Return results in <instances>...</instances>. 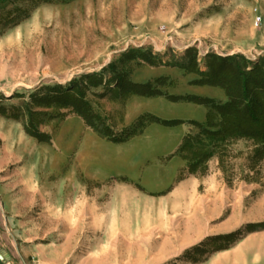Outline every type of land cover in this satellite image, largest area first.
Listing matches in <instances>:
<instances>
[{"label": "rangeland", "instance_id": "1", "mask_svg": "<svg viewBox=\"0 0 264 264\" xmlns=\"http://www.w3.org/2000/svg\"><path fill=\"white\" fill-rule=\"evenodd\" d=\"M233 57L264 68V0L3 1L0 172H36L38 185L14 197V229L0 204V242L10 250L16 239L53 244L63 249L48 257L67 264H233L264 252V158L253 165L252 142L216 150L204 174L187 165L175 181L186 175L199 184L180 197L169 173L160 188L151 175L176 172L183 125L196 136L193 122L205 123L208 108L191 97L227 100L223 89L196 84ZM92 75L96 87L81 86L95 128L64 94ZM132 84L150 89L129 95ZM33 125L50 142L28 135ZM131 133L123 143L104 136ZM123 172L145 173L140 185L109 179ZM232 234L235 243L219 240Z\"/></svg>", "mask_w": 264, "mask_h": 264}, {"label": "trees", "instance_id": "2", "mask_svg": "<svg viewBox=\"0 0 264 264\" xmlns=\"http://www.w3.org/2000/svg\"><path fill=\"white\" fill-rule=\"evenodd\" d=\"M3 1L5 0H0V4ZM243 61L240 57L221 59L215 65L216 69L213 70L211 78L205 80L208 82H197L196 84L223 89L227 100L224 103L216 104L210 99L190 98L191 102L205 105L208 108L204 124L193 122L199 129L198 135L186 136L179 149V153L187 162L188 171L191 175L204 174L207 170L206 164L215 155L216 150L223 152L227 144L233 140H246L254 144L255 149L251 158L253 165L264 158V68L249 69L248 64ZM95 77V75L85 76L73 81L64 93L68 95L67 97L73 98V107L76 113L85 120L87 126L92 128L96 127L95 121L99 118L91 110L86 111L88 108L82 100V93L86 87H96L91 82ZM86 80L89 81L87 82L89 84H86ZM82 84H85L86 87H82ZM137 89H150V85L132 84L124 88L129 95H147L137 91ZM60 90V88H55L50 92H59ZM154 92L153 90L152 92L149 91V96H155L156 93ZM82 101L83 105H81ZM152 119L156 123L167 126H174L179 123L178 121H160L153 117ZM27 133L37 139L38 142H50L49 136L42 134L36 125H33L32 128L29 126ZM134 134H126L125 138H116L111 134H104V136L111 142L123 143L133 137ZM219 163H222L221 158ZM234 238H236V234L220 237L219 240L230 241ZM237 240L234 239L233 243ZM198 249L200 248H195V252Z\"/></svg>", "mask_w": 264, "mask_h": 264}, {"label": "crops", "instance_id": "3", "mask_svg": "<svg viewBox=\"0 0 264 264\" xmlns=\"http://www.w3.org/2000/svg\"><path fill=\"white\" fill-rule=\"evenodd\" d=\"M125 121L127 125H130L131 120L130 121L125 120ZM202 121L203 120H200L199 122L202 123ZM183 126L185 127V130L182 135V139L184 140V138L190 133V129L185 125ZM179 158H180V164L176 172H172V173L151 172V175H153L154 180L156 182V186L157 185L159 186L158 188H160L162 185H165L164 181H162L161 179L164 173H169V177L171 178V185L169 187L170 188L171 186L174 187L173 192L176 197H180L181 195L189 191L190 187H196V185L199 184V182H197V179L190 176L188 177L186 175L184 176L183 179L177 182L175 181L177 180V176L179 175V172H186L185 169L187 168L186 161L180 155ZM144 173L145 172H136L134 176L131 175V173L129 172H123L117 174L114 173L113 175L112 174L109 175V179L123 178V180L125 181L120 179L121 181L119 183V186L127 185L126 182L140 185L142 183ZM35 174L36 172H0L1 209L2 208L4 210L6 209L4 203V201H6L7 211L5 210V212L9 214L6 221L7 224H9V226L12 229L15 228L14 225H19V222L15 220V216L10 214L8 210H14V208L18 207V204L13 202L14 201L13 199L16 196V194L31 192V191L34 192L37 190L38 184L36 183ZM164 190L165 188L158 189L156 191H151V193L162 192ZM16 240L18 241V244L14 250L6 249L5 245L0 242V254L2 255V260H0V264H67V260H65L64 262H62L61 260L54 261L48 257L49 253H56L58 249H60L61 252V250L63 249L62 247L57 248L53 244H48V245L35 244L28 242L27 240H21V242L19 243V240L18 239ZM231 251L236 256L238 255V253H240V250H238V248H235ZM60 252H59L60 257L65 258L67 256L66 250L63 253ZM233 264H264V252H260V253L259 252L256 253L255 251L250 253L246 252L238 259V261H235Z\"/></svg>", "mask_w": 264, "mask_h": 264}, {"label": "water", "instance_id": "4", "mask_svg": "<svg viewBox=\"0 0 264 264\" xmlns=\"http://www.w3.org/2000/svg\"><path fill=\"white\" fill-rule=\"evenodd\" d=\"M0 260H2V255L0 254Z\"/></svg>", "mask_w": 264, "mask_h": 264}, {"label": "built area", "instance_id": "5", "mask_svg": "<svg viewBox=\"0 0 264 264\" xmlns=\"http://www.w3.org/2000/svg\"><path fill=\"white\" fill-rule=\"evenodd\" d=\"M259 23H260V20H259V22H257L256 24L259 25Z\"/></svg>", "mask_w": 264, "mask_h": 264}]
</instances>
